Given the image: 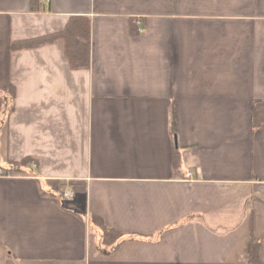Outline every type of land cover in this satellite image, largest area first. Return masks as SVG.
I'll return each instance as SVG.
<instances>
[{
  "label": "crops",
  "instance_id": "obj_1",
  "mask_svg": "<svg viewBox=\"0 0 264 264\" xmlns=\"http://www.w3.org/2000/svg\"><path fill=\"white\" fill-rule=\"evenodd\" d=\"M30 1L0 0V264H264V0ZM71 17L89 68L15 49Z\"/></svg>",
  "mask_w": 264,
  "mask_h": 264
},
{
  "label": "trees",
  "instance_id": "obj_2",
  "mask_svg": "<svg viewBox=\"0 0 264 264\" xmlns=\"http://www.w3.org/2000/svg\"><path fill=\"white\" fill-rule=\"evenodd\" d=\"M33 1H30V8L33 11ZM131 33L135 34V25L133 21H130ZM90 21L85 17H71L64 30L51 34L45 37L37 38L31 41H27L15 46V49H34L47 44H53L56 42H61L64 47L65 56L69 62L72 69H87L90 64ZM11 50L14 47H10ZM6 93L12 99L14 96V88L12 86L6 87ZM11 108L8 109V112ZM252 123L253 127L258 128L262 123H264V113L253 111L252 113ZM176 134V110H172V135ZM172 164L173 170L179 168L180 157L177 149L172 150ZM13 170L15 171V167ZM11 168V169H12ZM18 171V168L17 170ZM106 234L109 236L112 231L107 230ZM250 259L253 263H259L258 259V245L251 243L250 245Z\"/></svg>",
  "mask_w": 264,
  "mask_h": 264
},
{
  "label": "built area",
  "instance_id": "obj_3",
  "mask_svg": "<svg viewBox=\"0 0 264 264\" xmlns=\"http://www.w3.org/2000/svg\"><path fill=\"white\" fill-rule=\"evenodd\" d=\"M0 175H4V173H1V172H0ZM65 196L68 198V197L72 196V193H70V192L65 193Z\"/></svg>",
  "mask_w": 264,
  "mask_h": 264
},
{
  "label": "water",
  "instance_id": "obj_4",
  "mask_svg": "<svg viewBox=\"0 0 264 264\" xmlns=\"http://www.w3.org/2000/svg\"><path fill=\"white\" fill-rule=\"evenodd\" d=\"M173 144H174V147H176L177 145H176V140L174 139V142H173Z\"/></svg>",
  "mask_w": 264,
  "mask_h": 264
},
{
  "label": "rangeland",
  "instance_id": "obj_5",
  "mask_svg": "<svg viewBox=\"0 0 264 264\" xmlns=\"http://www.w3.org/2000/svg\"><path fill=\"white\" fill-rule=\"evenodd\" d=\"M1 176V175H0Z\"/></svg>",
  "mask_w": 264,
  "mask_h": 264
}]
</instances>
